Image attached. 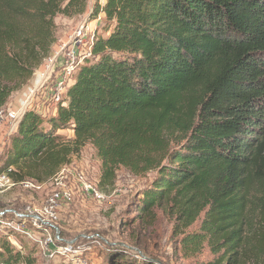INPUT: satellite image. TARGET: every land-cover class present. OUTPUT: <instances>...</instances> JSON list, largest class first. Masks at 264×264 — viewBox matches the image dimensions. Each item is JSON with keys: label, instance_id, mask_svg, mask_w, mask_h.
I'll list each match as a JSON object with an SVG mask.
<instances>
[{"label": "trees", "instance_id": "trees-1", "mask_svg": "<svg viewBox=\"0 0 264 264\" xmlns=\"http://www.w3.org/2000/svg\"><path fill=\"white\" fill-rule=\"evenodd\" d=\"M87 4L0 0V109L51 55L55 17L84 15ZM100 15L106 35L64 105L25 111L0 171L40 183L39 173L54 177L90 145L100 186L114 183L119 168L155 171L135 203L140 216L153 222L165 207L180 230L203 216L182 238L183 253L204 243L232 249L252 205L264 221V0H97L90 21ZM6 239L0 264H14L21 256ZM113 256L111 264H132Z\"/></svg>", "mask_w": 264, "mask_h": 264}, {"label": "rangeland", "instance_id": "rangeland-1", "mask_svg": "<svg viewBox=\"0 0 264 264\" xmlns=\"http://www.w3.org/2000/svg\"><path fill=\"white\" fill-rule=\"evenodd\" d=\"M96 1L88 0L84 15L73 18L61 15L55 17L56 40L50 56L59 50L61 44L69 41L74 30L82 23L90 24L89 28L95 38L106 35L103 15L90 21ZM98 1L100 5L104 4V0ZM35 73L28 87L33 83ZM27 86L14 93L5 107L17 108L26 98ZM36 103L39 102L35 100V105ZM66 136L67 139L71 138L68 133ZM1 144L0 159L5 149ZM1 164L0 160V170ZM64 167L84 173L89 180L97 184L105 195V200L97 202L75 191L70 201L59 202L55 219L51 220L45 208L53 192L52 188L45 187L34 192L17 186L8 192L0 193V211L11 209L25 212L31 217L39 216L45 223L51 222L57 228V231H50L51 235L58 234L60 237L56 245L66 246L70 250L69 253L57 254L51 258L44 257L38 246L26 237L19 236L11 241L6 239L13 249L12 252H19L21 256L14 264H111L113 255L119 253L127 255L128 262L132 264H264L263 213L257 211L253 205L246 222L239 230L240 241L232 245V249L219 246L212 250L204 243L198 253L188 255L182 251L181 240L198 231L203 216L190 228L180 230L176 228V217L165 207L155 210L153 222L135 212V203L141 198L142 190L150 186L155 171L136 175L119 168L114 183L100 186V161L90 145L72 155L69 163L62 166L58 173ZM27 175L22 174L25 178H28ZM47 177L39 173L36 178L44 185L49 179ZM71 179L69 175L65 183L68 184ZM252 200L254 201L253 197ZM31 217H24L22 221L30 229L34 220ZM4 239L5 234L0 229V243ZM231 242L232 240L229 243ZM50 248L55 249V246ZM228 258L230 260L227 263Z\"/></svg>", "mask_w": 264, "mask_h": 264}, {"label": "built area", "instance_id": "built-area-1", "mask_svg": "<svg viewBox=\"0 0 264 264\" xmlns=\"http://www.w3.org/2000/svg\"><path fill=\"white\" fill-rule=\"evenodd\" d=\"M89 26V23L80 24L72 33L69 41L61 44L58 51L44 60L40 69L35 73L33 83L29 87L27 86L25 100L20 102L17 108L4 107L0 109L2 144L5 145L17 131L22 116L27 109L32 108L39 114L47 115L53 113L57 105L63 102L65 93L74 82L80 65L86 58L91 56L92 46L96 38ZM35 100L39 102L36 105ZM13 170L11 167L0 174V193L8 192L17 186L34 192L41 191L45 187L52 188L53 192L49 196L48 205L45 208V212L51 217V220L55 219L59 202L70 201L75 191L97 202L105 200V195L99 190L97 184L89 180L81 171H72L64 167L43 185L33 180L15 182L10 177V172ZM69 175L72 179L66 184L65 180L69 178ZM1 217L4 218L0 219V229L9 241L15 240L19 236L26 237L38 246L44 257L51 258L57 254L70 252L66 246L56 245L59 243L60 237L58 234L51 235L50 231L52 229L57 231V228L51 222L47 221L45 223L39 216L31 217L25 212L11 209L0 211ZM24 217L34 219L32 220L33 227L31 229L22 222L25 219ZM50 246H55V249H51Z\"/></svg>", "mask_w": 264, "mask_h": 264}, {"label": "crops", "instance_id": "crops-1", "mask_svg": "<svg viewBox=\"0 0 264 264\" xmlns=\"http://www.w3.org/2000/svg\"><path fill=\"white\" fill-rule=\"evenodd\" d=\"M55 112H56V110L53 111V113H55ZM59 133L64 134V135H66V133H68L69 137H72L71 131H61V132L59 131ZM0 143H2V142L0 141ZM1 146H5V145L1 144Z\"/></svg>", "mask_w": 264, "mask_h": 264}]
</instances>
